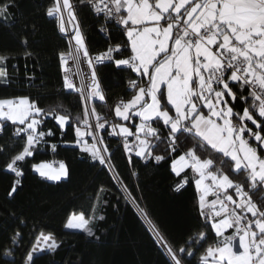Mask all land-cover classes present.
<instances>
[{
  "label": "snow or ice",
  "instance_id": "1",
  "mask_svg": "<svg viewBox=\"0 0 264 264\" xmlns=\"http://www.w3.org/2000/svg\"><path fill=\"white\" fill-rule=\"evenodd\" d=\"M81 2L97 16L102 15L106 23L115 21L122 26L127 36L123 47H130V54L127 58H115L113 53H121V45L117 44L93 57L86 46L85 34L77 24L74 34L69 35L70 47L59 53L65 73L64 88L78 91L85 101L93 98L104 101L96 64L113 61L116 67L127 66L136 73L140 80L129 81L135 94L127 102L117 103L114 112L121 121L138 117L140 122L131 126L111 124V134L124 138L123 149L129 153L128 162H133V155L145 161H165L182 146L181 137H184L188 146L183 154L172 159L171 170L177 177L187 168L192 170L196 188L201 193L200 215L205 219V227H208L207 221L212 220L210 231L215 233L213 243L200 255L199 264H264V202L258 204L249 191L264 186V0ZM16 6V0H0V21L7 24L10 10ZM65 13L69 22L77 20L71 0H51L45 13L55 18L61 33H66ZM23 43L26 45L27 40ZM82 58L92 69L91 82L85 85L82 80L77 88L73 76L79 73L65 66L69 60L79 66ZM9 59L0 53L2 83L10 79ZM145 79L147 83L142 86ZM86 89H89L87 94ZM238 100L245 105L242 113L235 110ZM42 113L43 109L28 97L0 98V131L6 122H11L13 135L25 141L7 164V169L15 176L8 192L10 198L21 185L20 178L24 175L21 162L33 156L36 146L45 142V137L55 134L51 129L43 130ZM90 115L95 117L94 125L89 122ZM54 119L63 130L70 117L58 114ZM76 121L82 127L75 129V144L82 152L90 154L94 162L111 168L109 149L96 134L97 130L105 129L108 120L95 106L90 110L86 106L83 117L78 114ZM162 130H166V134ZM85 137H91L92 143ZM129 137H134V141H129ZM161 144L165 145L163 154H156ZM52 147L55 150V145ZM217 161L226 165L227 171L218 167ZM32 169L51 181L59 182L69 176L64 162H59L58 168L50 163H35ZM242 172L247 173L245 183L231 178ZM113 178L117 184L122 183L117 174ZM187 182L185 173L177 190ZM210 195L215 198L209 202ZM126 199L135 200L131 193ZM98 205L99 200L87 218L83 212L73 214L65 227L94 237V222L105 219L104 215L96 214ZM140 212L147 215L143 209ZM230 229L233 231L225 235ZM152 230L168 257L167 264H187L208 239V233L200 231L182 244L174 245L155 225ZM21 237L22 233L15 231L10 238L11 245L16 246ZM59 247L52 233L40 232L27 250L24 264H35L41 253L54 254ZM4 255L11 256L12 249H6Z\"/></svg>",
  "mask_w": 264,
  "mask_h": 264
},
{
  "label": "trees",
  "instance_id": "2",
  "mask_svg": "<svg viewBox=\"0 0 264 264\" xmlns=\"http://www.w3.org/2000/svg\"><path fill=\"white\" fill-rule=\"evenodd\" d=\"M71 2L90 53L96 55L111 45L120 44L121 53H114V57L127 58L130 50L123 47L127 36L122 26L113 21L106 23L81 0ZM50 3L51 0H16L17 6L10 10L8 23L0 21V53L10 58V79L7 83L0 82V98L28 97L35 101L43 109V130L51 129L55 133L45 137V142L36 146L33 156L21 162L24 171L21 185L10 198L8 192L15 176L7 169V164L25 141L13 135L11 122H6L0 131V264H24L26 252L40 232L52 233L60 247L54 254L41 253L35 264H167L168 257L156 240L152 225L174 245L182 244L200 231L207 232V241L187 262L199 264L200 255L213 243L215 233L210 231V220L205 227V219L200 215L198 191L190 169L184 170L180 177L171 170L172 159L186 150L188 142L181 137L182 146L165 161H145L133 155V162L129 163V154L126 155L118 138L108 135L106 124L98 133L109 149L111 168L94 162L90 154L81 151L75 144V129L82 127L76 116L83 117L84 107L77 92L64 88L59 53L66 51L69 44L58 30L55 18L45 14ZM102 27L104 31L100 30ZM28 52L30 56H26ZM96 69L105 100L95 101L94 106L101 116L109 120L112 115L117 123L116 104L121 99L127 102L133 96L136 90L129 81L140 78L127 66L116 67L113 61H105ZM146 83L145 79L141 85ZM244 106L238 100L235 110L242 113ZM58 114L70 117L63 130L54 119ZM162 131L166 134V130ZM85 139L92 140L91 137ZM120 139L124 140L121 136ZM164 147L161 144L156 154H163ZM204 157L207 158V154ZM51 158L64 161L69 169L68 178L51 181L39 178L33 171V164ZM217 166L227 171V166L219 161ZM185 173L188 182L177 190ZM114 174L121 184L116 183ZM231 178L245 183L247 173L233 174ZM101 188L104 191H100ZM249 191L258 204L264 202V186ZM129 193L135 198L134 202L126 199ZM98 200L96 214L104 215L105 219L94 222V237L65 227L71 214L83 212L86 218L92 215ZM15 231H20L22 237L13 246L10 238ZM8 248L12 249L11 256L4 255Z\"/></svg>",
  "mask_w": 264,
  "mask_h": 264
},
{
  "label": "built area",
  "instance_id": "3",
  "mask_svg": "<svg viewBox=\"0 0 264 264\" xmlns=\"http://www.w3.org/2000/svg\"><path fill=\"white\" fill-rule=\"evenodd\" d=\"M72 3V2H71ZM94 13V12H93ZM94 15H96L95 13H94ZM97 16V15H96ZM100 16H102V15H100ZM103 17V16H102ZM104 18V17H103ZM113 22H115V21H113ZM77 24H79L78 23V20H75V21H71V22H69L68 21V18H67V13H65V26H66V33H62V35L63 36H65L66 38H67V40H69V35H71V34H74V30H75V26L77 25ZM115 24H116V22H115ZM118 25V24H117ZM72 44L74 45V41L72 42ZM111 46H115V45H111ZM110 47V46H109ZM108 47V48H109ZM108 48H106V49H104V50H102L101 52H104V51H106ZM100 53V52H99ZM92 55V54H91ZM113 55H114V53H113ZM93 57L95 56V55H92ZM107 61V60H106ZM105 62V61H104ZM103 62V63H104ZM94 63H95V61H94ZM103 63H100V64H103ZM100 64H96L95 65V71H96V73H97V69H96V66L97 65H100ZM60 65H61V60H60ZM65 67H68V68H71L72 69V71L73 72H78L79 73V75H77V76H73V82H74V84L76 85V87L77 88H79L80 86H81V81L83 80V82H84V84L85 85H87V84H89L90 82H91V72H92V69H90L89 67H88V63H87V60L86 59H83L82 58V61H81V63L79 64V66H77L73 61H71V60H69L68 61V64L65 66ZM61 69H62V78H63V83H64V70H63V68H62V66H61ZM97 80H98V82H99V85H100V89L102 90V86H101V83H100V81H99V78H98V76H97ZM129 85H130V83H129ZM69 90V89H68ZM89 89H86L85 90V94H87V91H88ZM71 91H75V92H78V91H76V90H71ZM103 91V90H102ZM79 93V92H78ZM80 94V93H79ZM81 100H82V103H83V107L85 108L86 106L89 108V110H90V108L92 107V106H94V102L95 101H100L98 98H93L92 100H89V101H85V100H83L82 98H81ZM120 101H124L123 99H121ZM119 101V102H120ZM89 122L91 123V124H93L94 125V122H95V117H93V116H89ZM114 122H116L115 121V119H114V117L112 116V115H110L109 116V120H108V127H107V133H108V135L109 136H112V137H115V138H118L119 140H120V142H121V144L123 145L124 144V141H121V139H120V136H116V135H112L111 134V124L112 123H114ZM90 143V142H89ZM103 147V146H102ZM125 152V151H124ZM126 153V152H125ZM126 154H129V153H126ZM47 163H50V164H52V166H53V168H58V164H59V162H64L62 159H57V158H51V159H49V160H47L46 161ZM39 178H41V179H43L42 177H40L39 176Z\"/></svg>",
  "mask_w": 264,
  "mask_h": 264
},
{
  "label": "crops",
  "instance_id": "4",
  "mask_svg": "<svg viewBox=\"0 0 264 264\" xmlns=\"http://www.w3.org/2000/svg\"><path fill=\"white\" fill-rule=\"evenodd\" d=\"M129 50H130V47H129ZM135 94V93H134ZM133 94V95H134ZM132 98V97H131ZM130 98V99H131ZM207 111V109H205V112ZM117 123L119 122V123H124V124H126L127 126H131L133 123H135V124H138L139 122H140V120H139V118L138 117H134L133 118V120H131V121H121L120 120V118H118L117 117ZM248 123V126L249 127H253L254 128V126L253 125H251V123L250 122H247ZM133 131H135V129L133 128ZM133 139L131 140V141H134V137H132ZM181 154H183V153H181ZM178 156H176L175 158H177ZM172 162V161H171ZM40 163H47L46 161H43V162H40ZM188 169V168H187ZM190 169V168H189ZM186 170V169H185ZM190 171H191V175H192V177L194 176V174H193V172H192V170L190 169ZM193 181H194V178H193ZM206 183H211L210 181H206ZM194 184H195V181H194ZM195 187H196V185H195ZM197 189V188H196ZM198 191V190H197ZM200 192L198 191V199H199V196H200ZM215 197L214 196H208L207 197V200L210 202L212 199H214ZM235 198V197H234ZM230 207L232 206L231 204L229 205ZM205 211L206 212H208V215L209 216H211L212 215V213H211V211H209L207 208L205 209ZM76 214H79V213H76ZM73 214H71L70 216H72ZM69 216V217H70ZM217 220L218 219H220L219 217H217L216 218ZM210 222L212 223V220L210 219ZM233 230L232 229H230V230H228L226 233H225V235H228V234H230L231 232H232Z\"/></svg>",
  "mask_w": 264,
  "mask_h": 264
},
{
  "label": "bare ground",
  "instance_id": "5",
  "mask_svg": "<svg viewBox=\"0 0 264 264\" xmlns=\"http://www.w3.org/2000/svg\"><path fill=\"white\" fill-rule=\"evenodd\" d=\"M62 34V33H61ZM67 39V38H66ZM68 44H69V40H68ZM70 47V45L68 46V48ZM68 50V49H67ZM66 50V51H67ZM66 51H64V52H66ZM78 93V92H77ZM79 94V93H78ZM80 95V94H79ZM81 97V96H80ZM94 124H95V122H94ZM107 127H108V124H107ZM98 132V131H97ZM98 136H99V133H98ZM121 141H124V140H121ZM103 146V145H102ZM126 155H128V154H126Z\"/></svg>",
  "mask_w": 264,
  "mask_h": 264
},
{
  "label": "rangeland",
  "instance_id": "6",
  "mask_svg": "<svg viewBox=\"0 0 264 264\" xmlns=\"http://www.w3.org/2000/svg\"><path fill=\"white\" fill-rule=\"evenodd\" d=\"M119 123V122H118ZM98 131V130H97ZM97 136H98V132H96ZM99 137V136H98ZM90 143H92V140L90 141ZM98 147H102V145H97Z\"/></svg>",
  "mask_w": 264,
  "mask_h": 264
}]
</instances>
